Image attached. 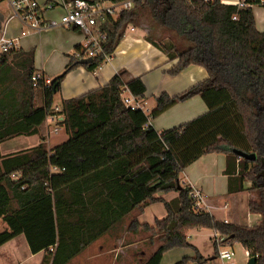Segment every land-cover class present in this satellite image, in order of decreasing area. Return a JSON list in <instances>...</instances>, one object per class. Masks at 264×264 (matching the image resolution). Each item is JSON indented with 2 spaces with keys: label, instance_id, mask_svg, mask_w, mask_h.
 Masks as SVG:
<instances>
[{
  "label": "trees",
  "instance_id": "1",
  "mask_svg": "<svg viewBox=\"0 0 264 264\" xmlns=\"http://www.w3.org/2000/svg\"><path fill=\"white\" fill-rule=\"evenodd\" d=\"M132 1L131 10L100 22L106 32L103 53L91 58V64L80 65L72 52L62 74L48 87L40 82L32 86L33 50L0 54V144L18 136L40 138L35 148L0 156V221L6 227L0 232V247L23 235L32 255L43 252L41 264H68L133 210L161 203L163 219L153 226L131 224L158 243L144 264H160L163 255L175 249L194 252L175 264H206L209 260L184 234L195 229L219 232L227 243L239 244L255 258V264H264V29H256L251 10L217 1ZM144 16L153 29L170 32L177 40L160 39L149 31L145 35L169 61H176L167 75L199 66L207 78L178 95L161 94L145 114L130 110L120 99L126 87L144 100L142 80H125L126 73H118L106 86L60 102L57 127L64 129L67 140L47 150L46 118L54 114L53 100L63 78L78 67L99 68L104 55H113L125 30L138 27ZM37 95L41 106L35 103ZM195 96L207 107L203 115L160 134L149 125ZM234 151L254 155L255 160ZM212 153L225 155L227 193L253 195L248 212L260 216L255 226L224 223L195 210L191 189L180 184L179 175ZM169 192L178 197L165 202L158 196Z\"/></svg>",
  "mask_w": 264,
  "mask_h": 264
},
{
  "label": "crops",
  "instance_id": "2",
  "mask_svg": "<svg viewBox=\"0 0 264 264\" xmlns=\"http://www.w3.org/2000/svg\"><path fill=\"white\" fill-rule=\"evenodd\" d=\"M42 11V19L45 22L59 19L63 13V3L70 4L74 0H35ZM234 5L236 0H226ZM46 6H51L46 8ZM259 17L254 13L255 25L261 23V28L256 26L259 32L264 29V12ZM124 36L118 43L111 60L103 63L94 71L78 67L69 72L60 84V98L62 100L74 99L90 91L102 88L118 73L125 72V80L130 78H140L145 86L144 100L148 113L155 107V99L161 94L169 96L178 95L191 86L205 80L207 72L199 66H190L181 71L176 76L167 75L176 61H169L167 57L156 47L146 41L145 30L129 26ZM21 31H28L27 35L20 37ZM6 39L18 38V50L28 53L33 50V67L37 73L53 79L64 71L68 58L76 46L83 44L84 35L75 28L54 29L35 33L24 27L13 16V10L8 0H0V37ZM60 101V102H61ZM37 106L42 105L39 95L35 101ZM207 111L200 96H195L188 101L178 103L151 119L149 125L159 134L177 128L178 126L194 120ZM48 130V129H47ZM40 144L38 135L18 136L0 144V156H8L22 151L30 150ZM50 138L47 134L45 145L47 150ZM226 158L222 154H208L199 158L189 165L180 175L179 182L182 186L190 189H197L203 196V211L208 212L216 220L231 223L238 226L252 227L259 223L260 216L248 212V201L250 196L246 191L234 195L227 193V176L225 175ZM225 187V188H224ZM249 183L244 184L248 189ZM244 202L246 205V224L241 225L238 221L237 212L241 209L242 199L239 195L246 194ZM165 202H171L178 197L177 192L158 195ZM239 196V197H238ZM224 197L226 201L221 207L225 213L221 217L217 215L219 198ZM166 216V210L161 203L147 206L142 211L137 209L126 215L121 221L116 223L104 236L93 242L68 264H144L158 247L156 238L142 230L131 229L133 221L139 224L154 225L155 220H161ZM2 223V221H0ZM4 231L6 229L2 223ZM187 232L184 234L187 238ZM210 237L213 253L202 255L208 259L206 264H211L217 258L214 245L216 232L212 231ZM193 246L192 244H190ZM232 247V244L230 245ZM195 247V246H193ZM196 248V247H195ZM197 249V248H196ZM243 250L244 258L249 260L247 252ZM8 253L9 256H5ZM19 254L21 256H19ZM43 252L32 255L29 252L26 240L23 235H19L0 247V264H41ZM182 256H194V252L189 249H175L165 253L161 263L166 259L167 264H175ZM207 256V257H205ZM211 256V257H210ZM192 264V263H191Z\"/></svg>",
  "mask_w": 264,
  "mask_h": 264
},
{
  "label": "built area",
  "instance_id": "3",
  "mask_svg": "<svg viewBox=\"0 0 264 264\" xmlns=\"http://www.w3.org/2000/svg\"><path fill=\"white\" fill-rule=\"evenodd\" d=\"M203 3L219 2L222 6H234L237 9H249L255 13V10L262 9L264 12V0H236L234 5L229 4L226 0H201ZM12 10L13 16L24 27L35 33H41L43 31H50L54 29H67L75 28L84 35V42L79 48L73 51V57L77 60L91 59L98 54L103 53L102 44L106 40V32L103 24L100 22L108 18H117L122 12L129 11L133 7L132 0H125L118 3H113L108 0H74L70 4L63 3L64 13L57 20H50L45 22L42 19V11L35 0H8ZM51 6H46L50 8ZM236 19V15L232 17ZM28 31H21L20 37L26 36ZM18 50V38L6 39L3 36L0 37V54H8L11 51ZM111 55H104L103 63H107L111 60ZM100 64V66L102 65ZM99 66V67H100ZM33 87H37L38 82L42 87H48L51 84V79L42 75L41 73H35L31 77ZM121 101L125 107L132 111L140 110L147 114L148 110L141 100L136 99L131 95L126 87L121 89ZM59 108H53L54 114L48 115L46 123H57L61 119L58 115ZM57 128L54 129V133H57ZM56 171V169H53ZM190 198L194 203V208L197 211H203L204 203L201 192L197 189H191ZM216 232L214 236V245L216 248L217 259L222 264H234V252L231 249L227 238ZM248 255V254H247ZM249 257V256H248ZM250 259V258H249Z\"/></svg>",
  "mask_w": 264,
  "mask_h": 264
},
{
  "label": "rangeland",
  "instance_id": "4",
  "mask_svg": "<svg viewBox=\"0 0 264 264\" xmlns=\"http://www.w3.org/2000/svg\"><path fill=\"white\" fill-rule=\"evenodd\" d=\"M255 13H256V16L259 17V14L261 12L258 10H255ZM256 26L258 28H261V23L258 22V18H257V25ZM137 28H139L142 31L143 30H145L146 32L149 31L155 37H160V39H165V40L166 39H170V40L172 39L173 41H177L175 39V36L172 33L167 32L165 30H161V29H153L151 19L148 16H144L143 18H141ZM128 29H130V27H128ZM184 46L188 47L187 45H184ZM62 72L63 71H61L59 73V75H61ZM60 101H61V98H60V94L58 92L54 96V100H53L54 108L58 107V105L60 104ZM55 128H57V130H58L57 133L53 132ZM47 129H48L47 132H48V135L50 138V144L47 146L48 149H53L54 147L64 143L67 140V135L65 134L64 129L55 126L54 123H47ZM249 186H250V184H249ZM246 192L250 196L253 197V195L251 193H249L248 191H246ZM247 193L239 195L240 198L242 199V202H241V204H239V207L241 209L237 212V215H238V221L241 225L246 224L245 217L247 216V213H246V205L244 202V198H245V196H248ZM225 201H226V199L224 197H222V198H219V200L217 202L218 206H220V208L218 209V212H217V215L219 217H221V214L225 213L224 210L221 209V207L224 205ZM3 227L4 226H2V223H0V231L3 229ZM212 234H213L212 230H208V229L190 230L189 232H187V242L189 244H192L193 246H195L197 248V251H199L202 255H211L213 253V248H212L211 240H210V237L212 236ZM231 249L233 250V252L235 254L234 259H233L234 264H248L247 258H244L245 255H244L243 250H242L243 248L239 244L233 243ZM187 250H189V249H187ZM5 256H9L8 253H6ZM19 256H21V255L19 254ZM184 257H191V256H182L179 259V261L181 259H183ZM205 257H207V256H205ZM211 262H212L211 264H222L220 262V260L217 258H215ZM167 263H168V260L166 259V261H164L163 264H167Z\"/></svg>",
  "mask_w": 264,
  "mask_h": 264
},
{
  "label": "water",
  "instance_id": "5",
  "mask_svg": "<svg viewBox=\"0 0 264 264\" xmlns=\"http://www.w3.org/2000/svg\"><path fill=\"white\" fill-rule=\"evenodd\" d=\"M91 63H92V59H90V58L89 59H83V60L79 61L80 65H89ZM234 153L238 157L243 158L245 160H249V161L255 160V156L254 155H247V154H244V153L238 152V151H234ZM255 263H256V260L253 257L248 260V264H255Z\"/></svg>",
  "mask_w": 264,
  "mask_h": 264
}]
</instances>
